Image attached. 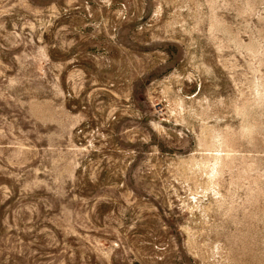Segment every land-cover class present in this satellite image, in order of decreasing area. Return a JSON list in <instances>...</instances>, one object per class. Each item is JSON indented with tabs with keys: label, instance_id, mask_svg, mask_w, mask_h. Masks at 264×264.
I'll list each match as a JSON object with an SVG mask.
<instances>
[{
	"label": "rangeland",
	"instance_id": "rangeland-1",
	"mask_svg": "<svg viewBox=\"0 0 264 264\" xmlns=\"http://www.w3.org/2000/svg\"><path fill=\"white\" fill-rule=\"evenodd\" d=\"M0 264H264V0H0Z\"/></svg>",
	"mask_w": 264,
	"mask_h": 264
}]
</instances>
